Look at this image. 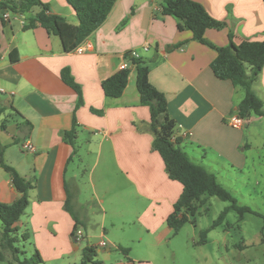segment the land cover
<instances>
[{
	"label": "crops",
	"instance_id": "crops-1",
	"mask_svg": "<svg viewBox=\"0 0 264 264\" xmlns=\"http://www.w3.org/2000/svg\"><path fill=\"white\" fill-rule=\"evenodd\" d=\"M193 1L225 24L219 31L205 32L208 43L225 47L229 34L235 44L264 40V0ZM41 2L52 14L77 24L65 0ZM162 2L116 0L105 22L79 45L81 53L64 52L58 37L48 35L41 27L24 31L23 17L0 11L2 159L33 184L28 192V207L14 226L18 235L28 237L43 264H64L78 254L81 259L71 234L80 223L78 229L83 238H88L89 214L95 210L101 213L99 241L107 242L105 252L113 248L123 255L126 260L119 264H175L173 239L183 227L173 235L167 218L182 185L168 178L161 156L152 149L153 135L147 131L149 109L140 103L136 66L125 58L127 54L135 53L133 59L146 63L149 82L164 95L184 152L190 150L192 155L200 154L202 160L238 173L243 169L244 153L251 148L244 129L255 124V118L250 117L239 128L229 123L243 91L214 77L210 65L216 57L215 50L194 41L190 32L178 31L176 20L160 13ZM37 12L35 9L32 15ZM4 13L9 15L7 21ZM13 50L18 53L16 63L9 58ZM123 63L129 71L127 86L119 98H107L101 83L117 73ZM64 68L81 87L83 103L79 107L76 93L60 78ZM253 90L264 104V67ZM74 118L76 140L71 147L63 141L62 132L71 129ZM83 137L87 153L93 156L87 171L91 191L85 203L81 200L79 172L68 176L70 163L79 156L78 140ZM23 141L30 142L35 152H24ZM210 155L217 160L209 159ZM188 158L197 164L196 157ZM84 162L80 159V163ZM19 197L10 175L0 168V204L10 205ZM136 225L139 229L130 231L141 232L137 238L124 242L123 237L114 236L115 231L122 234ZM1 228L0 222V232ZM124 243L144 246L146 256H131L133 250L124 248ZM205 245L192 242L194 250H202ZM119 248L127 249L128 254ZM183 248L190 253L188 244ZM226 248L223 246L225 251ZM198 254L202 255L201 264H214L223 258L219 249L215 255L211 250Z\"/></svg>",
	"mask_w": 264,
	"mask_h": 264
},
{
	"label": "trees",
	"instance_id": "trees-1",
	"mask_svg": "<svg viewBox=\"0 0 264 264\" xmlns=\"http://www.w3.org/2000/svg\"><path fill=\"white\" fill-rule=\"evenodd\" d=\"M73 9L77 24L71 25L64 18L54 15L49 7L41 0H1L0 11H6L23 17V30L28 31L37 27L43 28L48 35L60 39L63 51L73 52L87 37L97 30L107 19L116 0H65ZM38 12L33 14V11ZM160 13L170 16L176 20L177 30L188 31L192 39L202 45H206L216 52V57L210 65L215 78L221 81H229L235 89L243 91V98L237 104L235 115L242 120H248L251 116L264 119V104L255 94L253 86L257 84L259 75L264 67V40L242 41L239 44L233 42V35L229 34V44L225 47H216L207 42L205 32L207 30H221L225 27L213 19L205 9L193 0H163ZM126 20L122 22V26ZM11 63L18 61V53L13 50L9 55ZM136 66V88L140 97V103L149 109L150 120L147 131L153 135L152 149L162 158L165 171L169 179L182 185L179 199L173 206V212L167 218V225L172 234L176 235L180 229L191 219L195 224L194 215L198 205H203L206 198L216 197L230 205L219 215L212 226L202 231L205 237L210 230L218 227L226 215L233 211L238 215L241 222L245 214H252L262 218L264 230V213L258 215L248 207L237 205L231 194L223 189L217 182L215 176L205 168L193 163L179 146V136L176 132V123L168 114L167 101L164 95L156 90L149 82V69L145 62L133 59L130 54L125 55ZM128 70L118 71L101 83L103 94L107 98H119L127 86ZM62 82L70 87L77 95L76 107L82 105L81 87L74 81L68 68L62 69L60 73ZM4 109L0 108V116ZM26 126L30 127L28 122ZM76 119H73L69 131L62 132L63 141L74 147L76 140ZM4 147L0 145V168L11 177L12 185L20 194L18 200L10 205L0 204V262L5 260V253L11 255L17 264H43V260L37 250H33L32 256L21 261V251L16 244L19 241L18 231L15 223L19 221L28 207V192L33 189L32 182L21 177L12 167L3 162ZM69 198L67 197L65 208L68 209ZM77 223L74 230L78 229ZM202 233L201 236H202ZM73 234V232H72ZM71 234V236H72ZM24 241L28 240L26 235H21ZM124 254L127 249L119 248ZM96 249L87 246L81 250V261L79 264H98L94 260Z\"/></svg>",
	"mask_w": 264,
	"mask_h": 264
},
{
	"label": "rangeland",
	"instance_id": "rangeland-1",
	"mask_svg": "<svg viewBox=\"0 0 264 264\" xmlns=\"http://www.w3.org/2000/svg\"><path fill=\"white\" fill-rule=\"evenodd\" d=\"M251 117L255 118V124L251 123L249 127L244 129V135L249 140L251 148L247 149L244 153V165L241 172L238 173L236 169L231 170L227 167H222V165H217L205 158L202 160L200 159V154L196 156L192 155L190 150H186L185 153L189 157H196V163L202 164L203 168L215 176L217 182L231 194L237 205L248 207L258 215H262L264 213V119L257 116ZM84 139L85 137L78 140L79 156H75L68 167V176L73 171L79 172L78 182L82 190L83 198L81 200L83 203H85L84 201L89 197L91 191L87 171L93 161V156L86 151L87 143ZM208 158L217 160L216 157L211 155ZM80 159H84V164L80 163ZM79 168L80 170L78 171ZM83 169L86 172L83 173ZM229 205L228 202H223L216 197H208L203 205L197 206L194 215L195 224H192L190 219L183 226L179 235L173 239L176 250L175 264H201L199 259L202 255L198 254L200 251L207 254L211 250L215 255L217 249L220 250L223 258L219 262L215 261L214 264H264L263 220L261 217L252 214H245L243 220L240 222L236 212H229L218 227L208 232L204 239L206 245L201 248L202 250H194L192 248V242H199L203 238L202 231L209 229L222 211ZM100 216L99 210H95L92 214H89L86 230L88 238L85 237L78 242L80 251L87 246L97 245L100 239ZM106 225V230H109L108 224ZM128 229L124 230L125 232L122 234L121 231H115L114 236H119L118 238L123 237L124 242H129L130 239L137 238L141 234V232L131 234L132 231L139 229L137 225L130 226ZM127 231H129L128 234ZM200 233H202V236ZM124 244V248L133 250V253L130 254L131 256H146L144 255V246L130 245V243ZM186 244L190 247V253H187L185 248H183ZM239 245H244L245 247L239 249ZM16 246L24 252L19 255L21 261L24 259L28 260L32 256L34 249L31 246V241H24L20 234ZM223 246L227 247L226 251L223 249ZM4 255L5 260L0 262V264H17L12 260L10 254L5 253ZM158 259L159 256L157 257V262H159ZM80 260V254H78L76 259L71 256L64 264H79ZM94 260L98 264H119L120 261L125 262L126 259L113 248L110 249V252L96 248Z\"/></svg>",
	"mask_w": 264,
	"mask_h": 264
},
{
	"label": "built area",
	"instance_id": "built-area-1",
	"mask_svg": "<svg viewBox=\"0 0 264 264\" xmlns=\"http://www.w3.org/2000/svg\"><path fill=\"white\" fill-rule=\"evenodd\" d=\"M8 18H9L8 13H4L3 14V19L7 21ZM143 50L146 51L147 47H144ZM74 51H76L77 53H81L82 49L78 46ZM130 55L132 57L136 56L135 53H131ZM119 70L120 71L127 70V65L125 63L121 64L120 67H119ZM229 123L231 124V126L239 128V127H242V125L244 123V120L239 118L237 115H233V116L230 117ZM21 148H22V150L24 152H29V153H34L35 152V147L28 141L27 142L23 141L22 144H21ZM71 237H72V240L75 243H78L81 239H83V232L81 231V229H77V230L73 231V234H72ZM107 245H108L107 242L104 239H101L97 243L95 248L103 249V248L107 247Z\"/></svg>",
	"mask_w": 264,
	"mask_h": 264
}]
</instances>
